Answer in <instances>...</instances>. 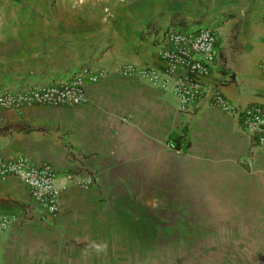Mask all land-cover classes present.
Wrapping results in <instances>:
<instances>
[{
	"label": "crops",
	"instance_id": "crops-1",
	"mask_svg": "<svg viewBox=\"0 0 264 264\" xmlns=\"http://www.w3.org/2000/svg\"><path fill=\"white\" fill-rule=\"evenodd\" d=\"M257 23L259 28L250 34L254 42L242 57L248 68L245 77L234 66L229 71L222 67L216 29L215 62L210 75L202 80L206 94L188 114L178 112L170 92L118 72L124 63L159 67L163 30L143 48L132 46L140 59L114 60L106 66L86 64L44 81H23L0 89L16 92L54 83L86 67L101 72L96 83L85 85V103L81 106H26L1 111L0 124L25 126L19 132L0 136V155L4 159L24 155L34 164H51L58 174H69L79 181L92 178L94 183L87 187L67 185L59 193L56 218L44 220L18 179L7 177L1 181L0 212L14 219L0 234V264H126L122 245H137L138 222L121 220L125 207L122 198L131 197L129 210L135 213L138 203L132 201L137 191L120 187L119 170L124 167L137 176L138 164L157 163L173 156L187 165L235 169L234 174L222 173L228 181L243 177L257 182V186L264 182V151L253 146L252 136L237 116L209 105L212 90H218L238 108H264V72L259 69L264 61V19ZM26 126L31 131L27 132ZM170 142L178 146L177 152L169 150ZM241 161L246 166H239ZM193 228L200 229L202 224L195 223ZM123 230L125 234L129 230V236L123 238ZM131 251L130 247V255ZM129 264H138L136 251Z\"/></svg>",
	"mask_w": 264,
	"mask_h": 264
},
{
	"label": "rangeland",
	"instance_id": "rangeland-1",
	"mask_svg": "<svg viewBox=\"0 0 264 264\" xmlns=\"http://www.w3.org/2000/svg\"><path fill=\"white\" fill-rule=\"evenodd\" d=\"M263 19L264 0H0V89L140 59L132 46L143 48L167 28L217 29L219 62L245 77L242 57ZM24 127L0 124V136ZM211 167L170 156L138 164L137 176L119 170L120 187L137 191L138 203L135 213L131 197L122 198L121 220L138 222V243L122 245L123 262L136 251L138 264H264V182L228 181L222 173L235 169Z\"/></svg>",
	"mask_w": 264,
	"mask_h": 264
},
{
	"label": "built area",
	"instance_id": "built-area-1",
	"mask_svg": "<svg viewBox=\"0 0 264 264\" xmlns=\"http://www.w3.org/2000/svg\"><path fill=\"white\" fill-rule=\"evenodd\" d=\"M160 67H139L121 64V76H136L151 86L168 91L176 99L179 113L188 114L206 94L203 79L208 77L216 58V29L199 28L179 31L167 28L160 33ZM264 72V61L259 63ZM101 72L81 68L70 72L61 80L19 91H0V120L2 110H19L26 106L74 107L85 103L84 87L97 82ZM209 105L225 114L238 117L242 128L253 138V146L264 151V108L249 105L238 108L230 104L218 90H212ZM168 148L173 149L170 142ZM7 177L18 179L30 200L39 209L41 219H54L58 212V196L67 185L87 186L89 180H77L69 174H58L47 162L34 164L24 155L4 159L0 155V182ZM13 216L0 212V234L13 221Z\"/></svg>",
	"mask_w": 264,
	"mask_h": 264
},
{
	"label": "clouds",
	"instance_id": "clouds-1",
	"mask_svg": "<svg viewBox=\"0 0 264 264\" xmlns=\"http://www.w3.org/2000/svg\"><path fill=\"white\" fill-rule=\"evenodd\" d=\"M99 250H102V247H100V246H96Z\"/></svg>",
	"mask_w": 264,
	"mask_h": 264
},
{
	"label": "water",
	"instance_id": "water-1",
	"mask_svg": "<svg viewBox=\"0 0 264 264\" xmlns=\"http://www.w3.org/2000/svg\"><path fill=\"white\" fill-rule=\"evenodd\" d=\"M196 30H198V29H196Z\"/></svg>",
	"mask_w": 264,
	"mask_h": 264
}]
</instances>
